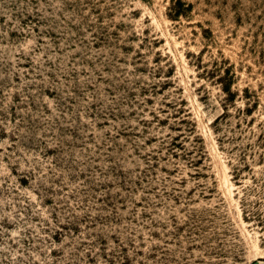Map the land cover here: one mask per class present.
Here are the masks:
<instances>
[{"label":"rangeland","instance_id":"rangeland-1","mask_svg":"<svg viewBox=\"0 0 264 264\" xmlns=\"http://www.w3.org/2000/svg\"><path fill=\"white\" fill-rule=\"evenodd\" d=\"M0 264H264V0H0Z\"/></svg>","mask_w":264,"mask_h":264}]
</instances>
